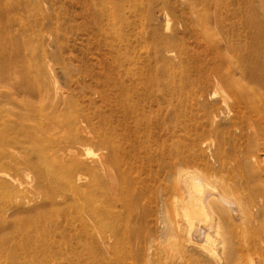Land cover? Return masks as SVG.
<instances>
[{"label": "rangeland", "instance_id": "374dc122", "mask_svg": "<svg viewBox=\"0 0 264 264\" xmlns=\"http://www.w3.org/2000/svg\"><path fill=\"white\" fill-rule=\"evenodd\" d=\"M188 1L0 0V74L4 75H0V101L7 103L5 100L9 93L16 111L41 105L27 88L19 84L23 79L30 80L25 73L26 68L45 63L55 69L52 76L45 73L44 79H52L58 88L70 92L73 100L76 99L89 115L97 119L101 113L120 112L117 104L121 94L119 88L125 80L131 85L129 97L130 93L136 95L137 89L142 91L140 102L146 110L147 121L157 125L155 131L160 138L155 145L157 156L167 157L170 148L183 152L187 159L184 167L196 170L199 175L207 173L205 163L213 161L212 153L215 151L220 156H225V151L232 157L241 156L250 130L245 123L239 124L241 129H235L233 123L240 121L241 115L231 120L232 114L226 112L232 103L230 92L224 90L225 85L220 83L227 72H235V77L241 82L259 87L256 80L262 77H254L251 73L255 68L264 70V0H214V5L213 2L203 4L197 0V9L206 15L202 16V23L196 22ZM210 17H216L214 23L209 22ZM127 67L131 71L122 76V70ZM218 86L222 91L214 94ZM121 101L126 102L122 98ZM239 110L244 113V110ZM6 112L2 114L4 119L8 117ZM117 119L118 114L114 117L115 124H118ZM32 122L33 119L28 120L27 124ZM126 124V140L120 138L119 129L111 131L110 135L126 143L130 152L140 150L144 156L148 143H133L131 139L135 137L136 124L129 117ZM25 126L14 132L17 139L24 136ZM4 133L6 129L0 124V134ZM46 142L40 141L38 145L42 147ZM210 142H213L212 146H209ZM62 144L66 145L65 142ZM33 145L34 148L28 147L24 154L32 156L37 152L38 145ZM5 146L23 154L18 143ZM0 148H3L1 144ZM90 148L92 156L99 153L97 146ZM34 158L32 156L35 163ZM50 160L36 164L45 167ZM232 161L226 158L221 179L232 181L229 177L234 176L241 181V172L231 169ZM135 164L138 167L131 171L132 177H152L141 158ZM25 171L20 177L22 185L36 176L33 168ZM156 171V184L164 187L165 171L162 167ZM47 175L48 178L54 177L52 173ZM86 175L90 177L89 172ZM213 182L218 186L222 183L220 179ZM156 195L148 194L144 201L156 208L155 214L150 216L152 219L161 215L153 202ZM17 196L10 197L0 189V264H189L187 255L177 253L172 261L166 260L168 255L177 252L186 236L182 235V240L180 236L177 239L170 236L172 229L170 231L168 227L157 224L156 219L150 226L131 227L129 230L132 237L138 233H153L156 243L155 246L152 245L154 242L150 244L154 246L150 262L145 257L130 256L128 252L135 246L123 247L118 254H99L95 238L109 235L112 230L100 226L99 231L92 233L88 230L83 234L64 218V235L54 234L51 227L50 230H34L21 238L18 227H14L16 222L4 221L12 219L10 214L17 210V206L21 209L22 206L27 207L25 201L30 199L31 203L36 198L32 200L29 193ZM15 216L19 219L16 221H25L29 213L18 210ZM240 224L245 226L242 222L238 226ZM217 229L213 227L210 232L214 239L228 236L227 227ZM259 231L264 234V224L260 225ZM76 233H79L78 237ZM20 240L24 244H46L48 251L39 254L32 248L23 249L18 244Z\"/></svg>", "mask_w": 264, "mask_h": 264}, {"label": "bare ground", "instance_id": "6f19581e", "mask_svg": "<svg viewBox=\"0 0 264 264\" xmlns=\"http://www.w3.org/2000/svg\"><path fill=\"white\" fill-rule=\"evenodd\" d=\"M201 1L203 4L213 2L214 5V0ZM188 2L196 22L202 23V16L206 15L197 9V0ZM215 19L210 17L209 22L214 23ZM54 69L45 63L37 67L30 66L25 71L30 80L19 82L41 105L20 110L16 108V111L9 93L5 100H8L7 103L0 101V124L6 129V133L0 134L3 147L0 148V189L10 197L16 195L17 198L21 193H29L32 200L36 198L31 203L30 199L25 201L27 207L22 206L21 209L17 206V210L10 214L12 219L4 221L10 224L16 222L14 227H18L21 238L29 236L34 230H50L51 227L54 234L64 235V218L83 234L88 230L92 233L99 231L100 226L112 230L109 235L95 238L99 244V254H118L123 247L135 246L128 252L130 256L138 259L145 257L150 262L151 249L156 243L153 233H138L132 237L129 230L131 227L150 226L156 219L150 217L155 214L156 208L144 202L148 194L152 193L157 194L153 202L161 214L156 219L159 222L157 224L168 227L170 231L172 229V232L169 231L170 236L176 239L180 236L182 240L186 236L180 242L181 247L176 249L177 252L168 255L167 261H172L177 253L187 255L189 264H264V234L259 231L260 225L264 224V70L260 72L255 68L251 73L254 77H262L256 80L259 87L241 82L235 77V72H227L220 83L225 85L224 90L230 92L232 103L228 106V100L224 101L228 106L226 112L232 114L231 120L241 115L240 121L233 123L235 129H241L242 125L239 124L245 123L250 133L241 156L237 154L232 157L227 151L225 156H220L215 151L212 153L213 161L205 163L207 173L199 175L196 170L184 167L187 159L183 152H175L170 148L167 157L156 155L155 145L160 142L155 131L157 125L147 121L148 116L144 114L146 110L140 102L143 98L141 90L137 89L136 95L130 93V98L131 85L122 80L120 101L117 103L120 112L112 110L101 113L95 119L76 99L73 100L70 92L58 88L52 79H44L45 73L52 76ZM129 71L131 69L128 67L122 70V76ZM152 82L156 83V80ZM220 90L218 86L214 94ZM36 98L32 100L36 101ZM121 98L126 102L121 101ZM239 109L244 110V113L241 114ZM4 112L8 113L6 119L2 116ZM116 114L118 124L114 121ZM128 117L134 120L137 128L131 141L135 144L141 141L148 143L144 156H141L140 150L130 152L126 143L110 135L111 131L119 129L120 138L126 140ZM31 119L34 122L27 124ZM22 125H26L22 134L24 136L17 139L14 132L23 128ZM40 141L47 142L41 147L38 145ZM10 143H18L23 154L5 146ZM35 143L38 149L32 154L36 159L34 163L32 156L24 153L28 147L34 148ZM93 145L99 148L96 156H92L90 146ZM227 157L233 160L231 169L241 172V181L234 179V176L229 177L232 181L221 179ZM139 158L142 164H147L152 177L136 178L130 175L133 169H137L138 164L135 162ZM46 159H51L48 166L36 164ZM158 167L165 171L164 187L156 184ZM29 168L34 169L35 179L31 178V182L22 185L20 177ZM88 172L90 177L86 175ZM48 173L54 177L48 178ZM215 179H220V186L213 182ZM133 188L134 192L131 193ZM18 210L29 213L28 220L16 221L19 220L15 216ZM241 222L245 223L243 228H240L241 224L238 226ZM213 227H217V230L227 227L228 236L214 239L210 234ZM152 242L154 246L150 245ZM171 243L173 245L174 242ZM18 244L26 250L32 248L39 254L48 251L46 244H24L21 240Z\"/></svg>", "mask_w": 264, "mask_h": 264}]
</instances>
